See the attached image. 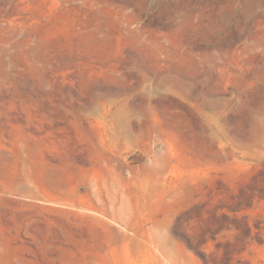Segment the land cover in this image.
<instances>
[{"label": "rangeland", "instance_id": "1", "mask_svg": "<svg viewBox=\"0 0 264 264\" xmlns=\"http://www.w3.org/2000/svg\"><path fill=\"white\" fill-rule=\"evenodd\" d=\"M0 264H264V0H0Z\"/></svg>", "mask_w": 264, "mask_h": 264}, {"label": "bare ground", "instance_id": "2", "mask_svg": "<svg viewBox=\"0 0 264 264\" xmlns=\"http://www.w3.org/2000/svg\"><path fill=\"white\" fill-rule=\"evenodd\" d=\"M26 186H27V184H26ZM89 188H91V187H89ZM28 191H30V192H33L32 191V189L31 188H28ZM60 194H68L66 191L64 192L62 189H59V191H58ZM88 194H89V192H88Z\"/></svg>", "mask_w": 264, "mask_h": 264}]
</instances>
